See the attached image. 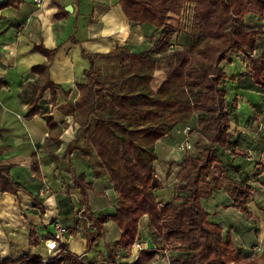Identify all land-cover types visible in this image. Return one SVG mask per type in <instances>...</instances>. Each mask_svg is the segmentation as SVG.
I'll list each match as a JSON object with an SVG mask.
<instances>
[{
  "label": "crops",
  "instance_id": "0c3cea01",
  "mask_svg": "<svg viewBox=\"0 0 264 264\" xmlns=\"http://www.w3.org/2000/svg\"><path fill=\"white\" fill-rule=\"evenodd\" d=\"M14 1L18 2L17 8L8 5L0 9V165L9 167L12 181L22 190L10 193L0 188V262L6 261L0 264H21L12 262L25 257L46 262L45 243L56 234L55 224L65 228L59 235L60 245L75 258L60 264L131 262L118 248L113 254L119 253L125 260L117 261L116 256L109 259L107 247L114 246L121 237L120 229L110 220L117 209V195L90 145L89 128L81 129L73 115L79 96L77 86L86 82L85 72L91 66L88 56L93 61V79L107 84L105 89L96 88V115L111 114L115 111L111 93L119 90L121 79V55L113 52L122 48L132 53L148 50L162 31L150 24L130 22L122 11L121 0ZM192 15L193 4H186L180 14L168 13L167 23L177 29L175 35L183 34L182 22L187 20L191 26ZM38 46L55 50L48 73L58 89L55 101L49 89L44 91L38 113L28 117L29 86L39 79L33 68L47 60L36 49ZM170 48L175 46L171 43ZM232 57L227 56L220 65L226 75L224 81L228 73L240 69L238 63L228 62ZM165 71L164 64L156 65L150 83L154 91L165 80ZM233 89L235 93L242 92L236 86ZM246 92L250 98L256 95ZM197 121L198 114L194 113L189 121L176 125L155 144L154 171L162 187L154 190V196L159 205L175 197L177 175L186 156L180 148L186 136L184 129L188 126L195 131ZM94 124L93 117L91 126ZM218 148L223 152L216 153L218 161L200 181L201 205L208 220L222 229L224 237L229 235L241 254L253 249L261 254L264 163L256 164L248 150L236 146L229 150V143L225 149ZM234 149L247 155H236ZM245 180L252 188L246 199L248 214L240 211L233 192V187ZM86 213L107 218L102 232H97L96 226L85 218ZM87 231L94 236L100 234L89 250ZM137 238L149 249L162 244L155 241L157 238L152 239L146 215L138 223ZM150 264H159L158 259L154 257Z\"/></svg>",
  "mask_w": 264,
  "mask_h": 264
},
{
  "label": "trees",
  "instance_id": "16d2710c",
  "mask_svg": "<svg viewBox=\"0 0 264 264\" xmlns=\"http://www.w3.org/2000/svg\"><path fill=\"white\" fill-rule=\"evenodd\" d=\"M186 4H193L191 32L186 47L170 48L176 28L167 23L168 13L180 14ZM18 2L6 0L0 9ZM126 18L136 24H150L161 29L160 36L145 51L132 53L127 49H116L121 55V79L119 90L111 93V104L115 111L107 115H96V88L107 86L93 79V61L85 72L86 82L78 84L79 96L75 101L74 122L81 129L89 128L88 140L114 185L117 209L112 220L120 229V240L107 247L112 260L115 248L125 255L138 234V223L143 216L150 220L151 235L155 241L168 245L170 264H264V252L241 254L229 235L208 220V213L201 205L199 185L201 178L218 161L213 153L215 146L225 149L230 140V118L226 91L222 81L226 79L220 65L227 55L237 51L247 60L246 79L248 91L264 96V48L254 52L258 30L245 21L246 15L264 14V0H121ZM36 49L46 57V62L33 68L39 75L31 84L27 116L38 113V103L44 91H51L56 99L58 87L49 79V65L55 50ZM157 64L166 67V78L157 91L151 80ZM197 113L195 132L205 139L207 146L198 156L186 154L177 175L175 197L169 203L159 205L154 190L162 187L156 178L154 161L155 144L171 133L180 123H186ZM95 124L91 126V118ZM51 127V125H50ZM233 153L246 156L241 150ZM264 172V164H262ZM0 188L16 193L21 186L13 182L9 167L0 165ZM233 192L242 213L248 214L246 199L252 188L246 180L236 184ZM39 207L37 200L34 201ZM87 209V205H85ZM97 232H102L106 217L94 218L87 213ZM87 231V250L100 236ZM61 247V245H60ZM62 254L46 262L29 257L12 263L60 264L65 259L75 258L61 247ZM157 250L142 251L131 264H150ZM0 263H6L0 262ZM80 264V262L78 263Z\"/></svg>",
  "mask_w": 264,
  "mask_h": 264
},
{
  "label": "rangeland",
  "instance_id": "374dc122",
  "mask_svg": "<svg viewBox=\"0 0 264 264\" xmlns=\"http://www.w3.org/2000/svg\"><path fill=\"white\" fill-rule=\"evenodd\" d=\"M245 21L249 26L263 31V34L258 35L257 46L254 51L258 52L261 48H264V14L261 16L255 15L254 17L246 15ZM182 29L183 34L178 33L174 35L171 40V43L176 49H180L178 46L182 47L183 44L185 46L186 43L187 46L189 43L191 26L188 25L187 20L182 22ZM182 29H179V32L182 31ZM227 56H233L228 62H235L240 66L239 70L228 73L229 75L226 81H222V87L228 94L226 100L231 122L229 128L231 138L229 141V150L234 148V146L243 150H248L249 155L256 164L264 163V96L262 93H255V97L252 98L246 95L249 84L246 79L248 64L246 58L235 50L230 52ZM235 86L242 89V92L238 91L239 93H235L233 89ZM206 146L207 142L205 139L194 130L190 129L188 132V145L181 144L180 148H182L186 154L198 156L199 152ZM219 152L223 151L215 146L213 149L214 155ZM252 252L256 253L257 249L251 250L249 254ZM171 254H173V251H170L169 254V264Z\"/></svg>",
  "mask_w": 264,
  "mask_h": 264
},
{
  "label": "built area",
  "instance_id": "2783aa9c",
  "mask_svg": "<svg viewBox=\"0 0 264 264\" xmlns=\"http://www.w3.org/2000/svg\"><path fill=\"white\" fill-rule=\"evenodd\" d=\"M184 130H185L186 136H185L183 144L188 145V132L190 131V127L186 126ZM54 229L56 231V234H54V237L48 238V240L45 243L49 259L52 255L60 256L62 254V250L60 247L59 235L66 231L65 228L61 227L58 224H55ZM155 250L158 251V253L156 254L155 257H156V259H158L159 264H169L170 248L168 247V245H166L162 242L160 248L154 247V248L149 249L145 246L143 241H141L140 239H138L136 237L134 242L132 243V245L130 247L129 254L127 255V257L132 259V260H131V262H126V264L133 263L136 260L137 254L139 252L155 251ZM254 254H256V253L252 252L251 254H249L250 255L249 257H252ZM116 259H117V261H120V262L125 260L123 257L120 256L119 253H116Z\"/></svg>",
  "mask_w": 264,
  "mask_h": 264
},
{
  "label": "water",
  "instance_id": "95a60500",
  "mask_svg": "<svg viewBox=\"0 0 264 264\" xmlns=\"http://www.w3.org/2000/svg\"><path fill=\"white\" fill-rule=\"evenodd\" d=\"M5 0H0V4H2Z\"/></svg>",
  "mask_w": 264,
  "mask_h": 264
}]
</instances>
